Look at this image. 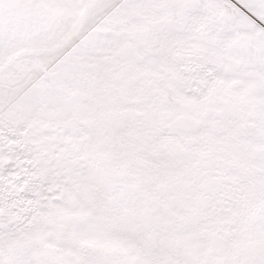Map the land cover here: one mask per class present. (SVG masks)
<instances>
[{"label":"rangeland","instance_id":"374dc122","mask_svg":"<svg viewBox=\"0 0 264 264\" xmlns=\"http://www.w3.org/2000/svg\"><path fill=\"white\" fill-rule=\"evenodd\" d=\"M0 264H264V0H0Z\"/></svg>","mask_w":264,"mask_h":264}]
</instances>
